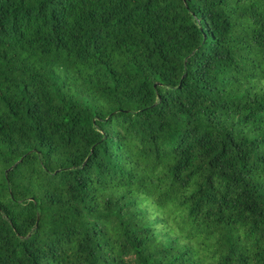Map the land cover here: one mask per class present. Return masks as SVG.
<instances>
[{"label": "trees", "instance_id": "1", "mask_svg": "<svg viewBox=\"0 0 264 264\" xmlns=\"http://www.w3.org/2000/svg\"><path fill=\"white\" fill-rule=\"evenodd\" d=\"M0 264H264V0H0Z\"/></svg>", "mask_w": 264, "mask_h": 264}]
</instances>
